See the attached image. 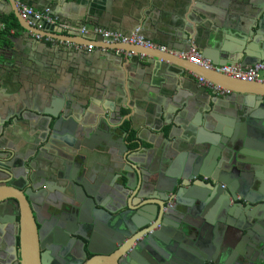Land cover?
Masks as SVG:
<instances>
[{"label": "water", "instance_id": "water-1", "mask_svg": "<svg viewBox=\"0 0 264 264\" xmlns=\"http://www.w3.org/2000/svg\"><path fill=\"white\" fill-rule=\"evenodd\" d=\"M234 1L228 13L203 7L204 0H179L176 5L182 15L168 23L156 22L152 16L160 0H136L138 12L112 30L146 38L158 34L169 51H196L216 66L264 64V0ZM213 16L219 29L204 24ZM17 18L29 34H41L42 30ZM120 47H126L123 51L142 66L161 68L163 62L174 61L178 72L194 71L233 92L219 102L206 94L197 108L182 102L171 87L159 99L142 101L131 85L130 94L126 93L125 81H121L123 93L107 82L81 91L59 77H39L30 89L22 78L9 76L6 69L13 70L16 64L10 66L12 59L4 52L0 99L4 92L11 96L0 100V184H5L0 203L22 199L30 203L34 184L48 180L42 194L53 189L65 195L50 200L55 214L59 212L56 232L64 243L77 242L94 255L84 264H264V83L234 80L137 46L107 48L104 57ZM140 57H146L145 62ZM117 95L123 97V104L112 107L111 97ZM220 108L233 117L227 125L214 114ZM122 109L144 110L146 126L159 123L158 132L171 126L163 139L178 140L166 150L154 143L156 150L129 151L127 133L115 139ZM24 134L31 138L25 155L15 148ZM142 140L139 136L141 146ZM12 156L17 162L13 166ZM79 156L83 158L76 161ZM16 166L27 167L25 176ZM54 176L61 179L60 189L50 183ZM21 178L33 185L22 196L17 185ZM201 178L209 179V184ZM173 199L176 204L167 208L165 203ZM31 208L36 213L35 206ZM30 209L22 220L23 264H41L36 225H43ZM159 225L163 228L156 231ZM77 226L80 230L90 226L91 236L77 233ZM226 229L229 239L223 242L220 233L224 235Z\"/></svg>", "mask_w": 264, "mask_h": 264}, {"label": "crops", "instance_id": "crops-1", "mask_svg": "<svg viewBox=\"0 0 264 264\" xmlns=\"http://www.w3.org/2000/svg\"><path fill=\"white\" fill-rule=\"evenodd\" d=\"M176 3H179V0H160V3L155 6L156 8L152 12L155 21L158 22L164 19L166 22L171 23L173 20H178L176 17L182 14L179 12L180 8ZM235 3L234 0H225L224 4L221 5L210 0H204L202 5L214 12L227 11L229 13L232 4ZM21 4L32 7L39 12L50 10L56 23L44 25L40 29L42 30L40 35L44 36L42 39H38L35 36L36 34H29L20 25L17 15L20 16L18 6ZM225 4L226 8H223ZM136 9H138L136 0H0V55L6 52L7 56L12 59L8 62L9 65L16 64L13 70L11 68L6 70L9 74H12L9 75L12 78H22L30 86V89L39 77H59L62 78L61 80H68L71 85L81 91L89 89L87 86L91 88L97 86L99 88L107 82L116 92L121 90V93H123L121 83L125 81L126 93L130 94L127 88L131 85L132 90L140 95L142 101L144 98L149 100L159 99L161 97L159 95L163 94V90L166 91L171 87L170 89L177 96L180 95L182 102L192 104L197 108L203 103L206 94H211L212 100L217 102H219L218 98H226L217 95L213 90L206 88L205 91L199 83L196 73H193L194 71L178 72L174 67V61L163 62L161 68L160 66L156 68L148 65L142 66L138 63V60L135 61L129 55V51H123L126 47L117 49L121 53L110 50V56H107V58L111 57L112 59H107L103 55L106 54V49L118 46H110L101 39L95 41L90 35L81 33L83 28L91 31L96 26L114 31L112 29L118 28L119 24L127 19V16L138 12ZM204 24L208 28L210 27L211 30L221 27L217 24L216 16H213L209 22L205 21ZM47 37L53 38L54 42L47 41ZM147 39L166 46V43L162 42L163 38L158 34L152 33L151 38ZM93 40L96 42L95 48L89 52L86 46ZM167 55L180 59L172 54ZM129 57L133 58L132 62L128 60ZM139 60L145 62L146 57H140ZM179 61L183 60L180 59ZM168 68L171 71L168 72ZM4 94L8 97L11 96L5 92ZM5 95L2 94L1 101L6 100ZM171 98L168 97V99ZM128 101L127 105H131L130 97H128ZM110 103L112 107H120L123 104V97L112 96ZM209 104L215 108L212 102ZM261 111L264 113V109H261ZM108 113L115 114L111 111H108ZM214 114L217 119L223 120L226 125L228 121L233 119L224 108L217 109ZM131 115H134L133 120L129 119ZM115 116L117 117V114ZM121 116L123 117L122 122H120L121 128L116 130L115 139L127 133L125 142L131 152L140 150L141 147L153 150L155 149L154 143L157 145V149L166 150L167 147L170 148L178 140H164L168 138L171 126H164L160 132L156 130L159 123L155 124L156 122L152 121L150 127L146 126L144 110L131 112L129 109H122ZM103 128L105 129L104 126ZM139 136L143 138L141 141L142 146L137 143ZM159 152L161 151L159 150ZM153 156H157V154ZM201 179L207 184L210 182L209 179ZM194 181H197V179H194ZM190 219L193 222L196 220V218ZM227 231L229 230L226 229L224 235L220 233L223 242H227L226 239H229Z\"/></svg>", "mask_w": 264, "mask_h": 264}, {"label": "flooded vegetation", "instance_id": "flooded-vegetation-1", "mask_svg": "<svg viewBox=\"0 0 264 264\" xmlns=\"http://www.w3.org/2000/svg\"><path fill=\"white\" fill-rule=\"evenodd\" d=\"M30 142L31 138L29 135L24 134L23 138L15 144L18 153L25 155L26 151H28L27 149H29L28 144H30ZM72 144L74 146L76 145L75 142ZM12 157L11 165L13 166L14 163L17 162L15 160L16 158L14 156ZM42 157L44 158V155ZM79 157L76 158V161L83 158L82 156ZM7 160H9V158ZM16 168V171H18L19 174L25 176L27 169L26 166L23 168L16 166ZM54 177L55 179H51L50 183L53 187L60 189L61 179L58 178V176ZM45 181L46 182L44 183V180H39L34 184L35 189L31 191L33 203H29L23 199L18 202L7 200L0 203V264H23L25 239L22 220L27 208L30 209L31 205H34V209H36V213H33L32 208L30 209L34 219L43 225V228H41L39 224L36 225L40 246L41 264H84L86 261L94 257L93 254L87 251L86 247L83 249V247L78 245L77 242L72 245L69 244L70 241L64 243L65 238L62 235L57 234L56 229L60 219L57 218L56 215H58L59 212H56L55 214L52 207H50V200L55 202L59 198L64 199L65 195L61 191L53 189L52 191H47V194H42V192L47 189L46 186L48 180ZM2 185L5 184H0V189L4 187ZM17 185L21 188V191L19 192L20 195L21 193H26L29 188L33 186L27 185V180L25 178L18 179ZM158 202H160V200H158ZM165 204L167 208L173 207L176 204V201L173 199ZM71 215L73 216V214H70V216ZM162 228L163 227L159 225L156 227V231H160ZM76 229L77 233L82 232L83 234L91 236L89 231L90 226H86L84 230H80L81 227L77 226ZM58 240L59 242H57ZM135 244L133 245V248L136 247ZM95 247L98 248L96 250H99L98 245ZM85 255H87V257H85ZM130 262L131 261L129 260V263Z\"/></svg>", "mask_w": 264, "mask_h": 264}, {"label": "built area", "instance_id": "built-area-1", "mask_svg": "<svg viewBox=\"0 0 264 264\" xmlns=\"http://www.w3.org/2000/svg\"><path fill=\"white\" fill-rule=\"evenodd\" d=\"M20 18L24 21H27L29 24L36 26L38 29H41L44 25L47 24H55V19L51 16V12L47 9L45 12L36 11L34 8L29 7L27 5H19L18 6ZM83 35H90L93 39H101L103 42L112 46H137L143 47L150 50L159 51L161 53L172 54L182 60H186L190 63L196 64L206 70H212L218 74H222L234 80L245 81L247 83L254 82H263L264 83V64H257L253 66H249L243 68L241 66H216L211 63V61L203 59L200 54L196 51H191L190 53L183 52H174L169 51L168 47L164 45L156 44L150 40H148L143 35L134 32L132 34L126 35L120 32L106 30L102 27L96 26L91 31L83 28L81 30ZM38 39H42L44 36L35 35ZM47 41L54 42V39L51 37H47ZM94 40L86 46V49L91 52L95 48ZM118 53H121L120 50H117ZM199 80V83L210 90H213L217 95L221 96H230L232 94V90L230 88H226L216 83L213 80L206 79L205 77L199 76L195 74Z\"/></svg>", "mask_w": 264, "mask_h": 264}]
</instances>
